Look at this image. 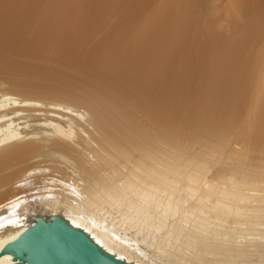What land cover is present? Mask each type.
<instances>
[{
	"label": "bare ground",
	"instance_id": "6f19581e",
	"mask_svg": "<svg viewBox=\"0 0 264 264\" xmlns=\"http://www.w3.org/2000/svg\"><path fill=\"white\" fill-rule=\"evenodd\" d=\"M149 4L0 0V49L79 63L0 80V250L59 215L133 264H264V0H226L187 48L188 0Z\"/></svg>",
	"mask_w": 264,
	"mask_h": 264
},
{
	"label": "water",
	"instance_id": "95a60500",
	"mask_svg": "<svg viewBox=\"0 0 264 264\" xmlns=\"http://www.w3.org/2000/svg\"><path fill=\"white\" fill-rule=\"evenodd\" d=\"M31 220L15 239L4 244L0 256L9 253L25 264H133L107 252L63 216H32Z\"/></svg>",
	"mask_w": 264,
	"mask_h": 264
},
{
	"label": "rangeland",
	"instance_id": "374dc122",
	"mask_svg": "<svg viewBox=\"0 0 264 264\" xmlns=\"http://www.w3.org/2000/svg\"><path fill=\"white\" fill-rule=\"evenodd\" d=\"M164 0H150V3L148 5V8L142 11L143 14L147 12V9L150 10L152 8L157 9L158 5H160ZM199 1V2H198ZM199 3V4H198ZM226 4V0H188V12H189V20L187 22L185 28V33L188 36V40L186 41L184 39L182 43L183 48H187L190 45V38L192 39V34H194V27L196 25H200L203 20L209 18L214 21L215 24L222 23L223 24V10L224 6ZM74 10H71L68 13H72ZM60 18V21H71L70 17L72 16V19L82 21V20H90L94 15L92 16H85V13H82L80 15H73V14H64V15H58ZM83 22V21H82ZM94 31V30H92ZM97 34L98 32H91L89 33V36L92 37V35ZM224 34L229 35V32H224ZM96 37V36H94ZM38 45L37 47H26V48H3L0 49V80H9L11 78L20 77V79L23 80H30L33 81V77H24L18 72L14 75H11L9 70H16L18 66H23L26 68H31L32 70H40L41 68L46 70L47 72H50L51 74H60L64 76H76L78 77L79 70V63L77 59H74L73 61H67L65 59H62L58 57V55L52 50V45ZM47 46V47H46ZM257 48L261 51V46L257 44ZM257 76V72L252 78L251 81L248 82L246 87V94L243 96L242 100L243 103L246 105H239L238 109L241 110L239 113L244 114L246 112L247 107H249V103L253 102V100L256 99L257 104L261 105L263 102V94H259L256 98L252 95L253 89H254V82L255 78ZM199 96H203L204 92H202V89L199 87L196 89ZM162 96L166 98H173L176 95L172 94L168 91H163ZM178 101H181L179 99H176ZM204 100V99H203ZM245 101V102H244ZM242 103V102H241ZM240 103V104H241ZM242 103V104H243ZM249 104V105H247ZM246 108L240 109V108ZM246 106V107H245ZM220 107V105H219ZM171 108H173L171 106ZM218 108V107H217ZM171 121V120H170ZM238 124V123H237ZM143 247V246H142ZM146 250V249H145ZM148 250V249H147Z\"/></svg>",
	"mask_w": 264,
	"mask_h": 264
}]
</instances>
